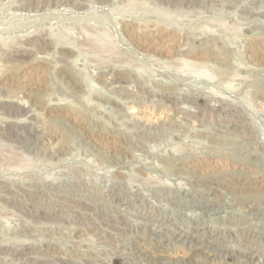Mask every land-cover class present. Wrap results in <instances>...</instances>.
<instances>
[{
  "label": "rangeland",
  "instance_id": "1",
  "mask_svg": "<svg viewBox=\"0 0 264 264\" xmlns=\"http://www.w3.org/2000/svg\"><path fill=\"white\" fill-rule=\"evenodd\" d=\"M0 264H264V0H0Z\"/></svg>",
  "mask_w": 264,
  "mask_h": 264
},
{
  "label": "bare ground",
  "instance_id": "2",
  "mask_svg": "<svg viewBox=\"0 0 264 264\" xmlns=\"http://www.w3.org/2000/svg\"><path fill=\"white\" fill-rule=\"evenodd\" d=\"M65 56H66V55H65ZM64 75H65V73H64ZM67 77H68V76H67ZM69 78H70V77H69ZM70 80H71V79H70ZM164 117H165V116H164ZM151 119H152V118H151ZM153 119H154V118H153ZM160 120H161V119H160ZM157 121H158V120H157ZM58 137H59V136H58ZM61 137H62V136H61ZM62 138H63V137H62ZM62 138H61V141H63ZM49 141H50V140H49ZM60 144H61V143H60ZM58 145H59V143H58ZM58 145H57V146H58ZM59 147H60V145H59ZM54 148H55V147H54ZM52 150H53V149H52ZM50 151H51V150H50Z\"/></svg>",
  "mask_w": 264,
  "mask_h": 264
}]
</instances>
